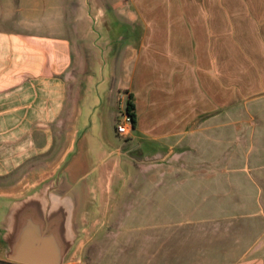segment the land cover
Wrapping results in <instances>:
<instances>
[{"label":"crops","instance_id":"1","mask_svg":"<svg viewBox=\"0 0 264 264\" xmlns=\"http://www.w3.org/2000/svg\"><path fill=\"white\" fill-rule=\"evenodd\" d=\"M115 82L118 110L134 97L131 143L164 154L100 141ZM238 105L254 144L181 164L202 108ZM79 130L94 202L70 264H264V0H0V195L53 172Z\"/></svg>","mask_w":264,"mask_h":264},{"label":"water","instance_id":"2","mask_svg":"<svg viewBox=\"0 0 264 264\" xmlns=\"http://www.w3.org/2000/svg\"><path fill=\"white\" fill-rule=\"evenodd\" d=\"M79 130L53 172L15 195H0V257L18 264H70L89 231L93 207L86 146Z\"/></svg>","mask_w":264,"mask_h":264},{"label":"rangeland","instance_id":"3","mask_svg":"<svg viewBox=\"0 0 264 264\" xmlns=\"http://www.w3.org/2000/svg\"><path fill=\"white\" fill-rule=\"evenodd\" d=\"M68 1V0H67ZM63 4V3H62ZM64 5V4H63ZM93 52L91 51V57ZM123 62L119 61L116 64L117 74L116 80L120 78L118 75L121 74V67ZM125 78H123L122 82L124 83ZM155 81V80H153ZM110 88V97L107 108H105V114L102 118V126H101V138L100 141L104 143L114 144L115 146L121 148L125 154V152L130 151V155L135 160L146 159L148 161L153 160L159 156L160 154H164L166 152V147L157 146L150 141H144L135 138V141L131 143L128 136H121L116 133L115 126L117 123V115L116 112L118 110V104L120 100L118 98V88L117 82L114 85L110 84L108 86ZM125 103V98L122 100V104ZM215 111V110H214ZM118 113V112H117ZM212 111H207V109H203L201 111V122L200 124H196L195 127L188 133H186V141L184 145L181 147H174V151H177L180 154V163L184 165H218L224 166L226 157L224 156L226 150H237L241 148H247V144L253 143L255 141H242L241 133L245 131L246 117L244 118L243 107L240 105L236 106L232 111L229 112H220L216 114V116H212L211 118L203 119L205 116H208ZM232 121V125L230 122ZM251 127H249L250 131ZM99 140V137H98ZM137 148V149H134ZM164 148V149H162ZM143 154L141 153V150ZM146 149L150 150L147 153ZM145 151V154H144ZM229 152V151H227ZM125 156V155H124ZM176 158V157H175ZM174 157L172 158L174 162L176 161ZM234 165H240L242 162L234 161L232 163ZM143 174L137 173L135 177H139ZM12 185L9 179L0 178V190L9 189Z\"/></svg>","mask_w":264,"mask_h":264},{"label":"built area","instance_id":"4","mask_svg":"<svg viewBox=\"0 0 264 264\" xmlns=\"http://www.w3.org/2000/svg\"><path fill=\"white\" fill-rule=\"evenodd\" d=\"M123 94H119V99H122ZM117 123L115 126V131L121 136H128L133 129L132 119L130 115L126 112L125 106L118 110L117 113Z\"/></svg>","mask_w":264,"mask_h":264},{"label":"trees","instance_id":"5","mask_svg":"<svg viewBox=\"0 0 264 264\" xmlns=\"http://www.w3.org/2000/svg\"><path fill=\"white\" fill-rule=\"evenodd\" d=\"M125 110L130 115L132 119V127L135 128L137 121V112L134 104V97L131 93H127L125 99Z\"/></svg>","mask_w":264,"mask_h":264}]
</instances>
